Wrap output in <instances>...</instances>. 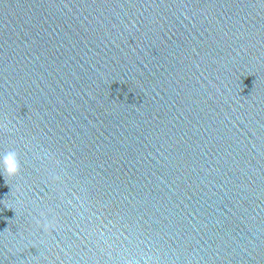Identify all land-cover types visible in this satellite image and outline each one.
<instances>
[{
	"label": "clouds",
	"instance_id": "9594fccd",
	"mask_svg": "<svg viewBox=\"0 0 264 264\" xmlns=\"http://www.w3.org/2000/svg\"><path fill=\"white\" fill-rule=\"evenodd\" d=\"M0 173H3L9 178H15L21 173V163L19 154L15 151L5 152L0 156ZM45 232H50L56 229L54 222H47L43 225ZM125 264H139L138 260H126Z\"/></svg>",
	"mask_w": 264,
	"mask_h": 264
}]
</instances>
